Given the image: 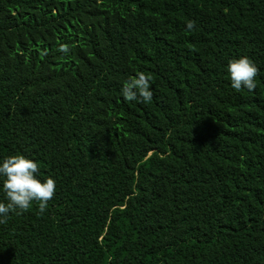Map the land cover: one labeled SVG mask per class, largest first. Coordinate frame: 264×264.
<instances>
[{
  "label": "trees",
  "instance_id": "1",
  "mask_svg": "<svg viewBox=\"0 0 264 264\" xmlns=\"http://www.w3.org/2000/svg\"><path fill=\"white\" fill-rule=\"evenodd\" d=\"M135 70L147 104L120 94ZM16 152L56 190L0 224V264H264V0H0Z\"/></svg>",
  "mask_w": 264,
  "mask_h": 264
},
{
  "label": "clouds",
  "instance_id": "2",
  "mask_svg": "<svg viewBox=\"0 0 264 264\" xmlns=\"http://www.w3.org/2000/svg\"><path fill=\"white\" fill-rule=\"evenodd\" d=\"M193 27L191 21L185 23L187 30ZM224 67L233 90L239 92L243 88L251 92L257 87V65L249 56L229 58ZM152 84L151 75L135 70L122 81L120 94L125 102L147 104L153 96ZM38 168L35 159L21 152L0 157V224L8 220L11 212L19 214L33 204L39 214L45 211L55 193L56 180L51 175H40Z\"/></svg>",
  "mask_w": 264,
  "mask_h": 264
}]
</instances>
